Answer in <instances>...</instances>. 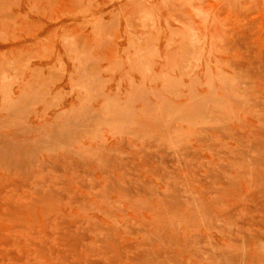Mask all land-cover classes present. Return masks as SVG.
Masks as SVG:
<instances>
[{
    "label": "rangeland",
    "instance_id": "1",
    "mask_svg": "<svg viewBox=\"0 0 264 264\" xmlns=\"http://www.w3.org/2000/svg\"><path fill=\"white\" fill-rule=\"evenodd\" d=\"M0 264H264V0H0Z\"/></svg>",
    "mask_w": 264,
    "mask_h": 264
}]
</instances>
